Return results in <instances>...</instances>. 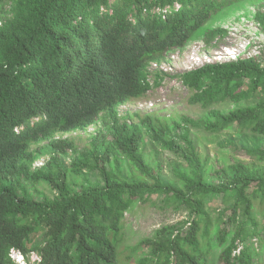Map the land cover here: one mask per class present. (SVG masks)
<instances>
[{"label": "trees", "instance_id": "1", "mask_svg": "<svg viewBox=\"0 0 264 264\" xmlns=\"http://www.w3.org/2000/svg\"><path fill=\"white\" fill-rule=\"evenodd\" d=\"M230 1L0 0V264H15L12 247L27 260L38 253L36 264H258L259 249L248 241L259 236L263 248L264 224L258 226L254 213L255 204L264 203V167L238 162L215 170L217 183L207 182L184 129L180 138L190 168L174 167L181 185L164 182L162 166L149 164L140 151L138 128L121 122L117 111L152 91L149 61L184 48ZM255 21L264 30V10ZM163 78L155 76L154 84ZM178 79L192 91L190 102L204 107L249 100L264 90V58L207 64ZM102 113L112 139L99 133L93 155L98 158L104 144L98 160L119 151L134 171L130 178L97 163L103 184L73 192L64 180L42 174L57 195L41 201L15 180L21 162L32 156V142L83 129ZM233 123L264 135V103L227 114L213 110L203 120L209 132ZM153 137L173 147L156 131ZM250 153L264 160V149ZM152 195L161 196L158 209L185 212L187 219L164 226L126 253L125 213L133 214ZM214 198L224 204L216 217L207 208Z\"/></svg>", "mask_w": 264, "mask_h": 264}, {"label": "rangeland", "instance_id": "2", "mask_svg": "<svg viewBox=\"0 0 264 264\" xmlns=\"http://www.w3.org/2000/svg\"><path fill=\"white\" fill-rule=\"evenodd\" d=\"M6 8L8 9V6ZM263 10L264 0L230 1L202 26L200 32L190 38L184 48L169 52L160 60L171 64L172 69L169 73L152 71L151 63L155 60L147 63L149 89L152 91H148L139 99L118 106L119 120L138 128L141 134L140 151L145 160L151 165L162 166L161 177L164 182L181 185L174 167L180 165L183 169L190 168L188 148L185 141L180 138L184 129L187 130L205 167L207 182L219 181L215 174L219 167L229 168L238 162L264 167L261 156L250 153L251 150L264 149V135L253 133L235 123L220 132H209L203 125V120L209 117L210 111L216 110L227 114L238 107L264 103V90H258L249 100L240 102L223 100L204 107L200 103L190 102L192 91L178 79L179 75L188 71L186 62L193 51L195 52L193 55L202 60L206 59L205 55L215 60L221 53L227 56L225 59L231 60L226 53L232 51L236 53L238 59L249 56L263 59L264 30L255 21L256 12ZM176 53V59L171 61V54ZM157 75L164 78L163 82L155 85L153 80ZM108 121L106 114L102 113L93 124L83 129L56 131L46 138L32 142L29 147L32 156L21 162L23 164L20 172L15 175V180H18L26 192L41 201L57 195V190L48 180L41 177L42 174L53 175L55 180H64L73 192H78L83 187L103 184L99 170L95 168L97 163L107 168H116L122 175L130 178L134 171L119 151H109L107 160H98L107 150L104 144L98 158L93 155L95 152L93 144L99 133L105 135L107 142L112 139ZM161 126L165 131L160 134ZM154 131L161 138L171 139L173 147H166L154 139ZM61 142H64L63 147ZM161 204V196L152 195L147 202L137 203L133 214L125 213L122 248L126 253H130L144 239L153 238L156 231L164 226L187 219L185 212L174 211L171 208L158 209ZM223 207L221 198H214L207 204L212 217H216L218 210ZM255 210L254 216L258 226L262 227L264 203L257 202ZM259 241V236H256L248 243L259 249L258 264H264V243L262 248Z\"/></svg>", "mask_w": 264, "mask_h": 264}, {"label": "built area", "instance_id": "3", "mask_svg": "<svg viewBox=\"0 0 264 264\" xmlns=\"http://www.w3.org/2000/svg\"><path fill=\"white\" fill-rule=\"evenodd\" d=\"M231 51V50H230ZM178 53V51H177ZM176 54H171V61H174L176 59ZM195 52L193 51L192 54L190 56H188V60L186 62V66H187V69L188 71L190 70H195L199 67H202L204 65H207V64H215V63H224V62H230V61H237L238 58L236 55V53L234 51H232L231 53L227 52L226 54L228 56H230L232 59H225L227 58V56L223 53L217 55L218 58L213 60L211 58H209V56H206L205 55V60H202L201 58L199 57H195L193 54ZM197 59V60H196ZM152 65V68L151 70H157L159 71L161 74H163L164 72L165 73H169V71L172 69L171 68V64L170 63H166L164 61H154L151 63ZM11 258L14 260L15 264H29V263H32V262H36L38 260V255L36 253H32L29 257V262L27 261V257L26 255H24L19 249L15 248V247H12L10 249V252H9Z\"/></svg>", "mask_w": 264, "mask_h": 264}, {"label": "clouds", "instance_id": "4", "mask_svg": "<svg viewBox=\"0 0 264 264\" xmlns=\"http://www.w3.org/2000/svg\"><path fill=\"white\" fill-rule=\"evenodd\" d=\"M160 60H163V59H160ZM160 60H155V61H160ZM154 62V61H153ZM200 68V67H199ZM198 69V68H197ZM190 71H192V70H190ZM188 72V71H187ZM147 79L149 80L150 78H148L147 77ZM27 259V258H26ZM28 262H29V260H27ZM29 264H31V263H29Z\"/></svg>", "mask_w": 264, "mask_h": 264}, {"label": "bare ground", "instance_id": "5", "mask_svg": "<svg viewBox=\"0 0 264 264\" xmlns=\"http://www.w3.org/2000/svg\"><path fill=\"white\" fill-rule=\"evenodd\" d=\"M38 254V253H37Z\"/></svg>", "mask_w": 264, "mask_h": 264}]
</instances>
